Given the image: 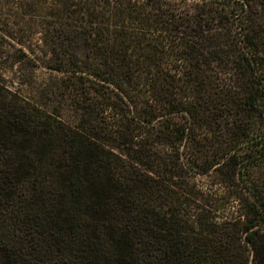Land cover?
<instances>
[{
	"label": "trees",
	"instance_id": "trees-1",
	"mask_svg": "<svg viewBox=\"0 0 264 264\" xmlns=\"http://www.w3.org/2000/svg\"><path fill=\"white\" fill-rule=\"evenodd\" d=\"M4 7L0 264H264V0Z\"/></svg>",
	"mask_w": 264,
	"mask_h": 264
},
{
	"label": "rangeland",
	"instance_id": "rangeland-1",
	"mask_svg": "<svg viewBox=\"0 0 264 264\" xmlns=\"http://www.w3.org/2000/svg\"><path fill=\"white\" fill-rule=\"evenodd\" d=\"M22 1L23 0H15L16 6H18L17 8L20 7ZM6 9L7 8L4 7L0 12V87H5L21 96L28 97L29 94L37 90L43 80L49 77V73L45 69L36 67L33 64L31 66L30 64L15 63V55L19 53V49H26H24V46L20 43L19 34H17L14 39V37H9L6 33L4 24L10 15ZM12 12L18 11H16V9L15 11L11 9V13ZM28 47L32 50V54H35L34 56L41 57L43 52L42 48L44 47L41 36L39 34L34 35L32 41L28 43L27 48ZM199 181V184L205 189L214 186L213 180L200 179ZM239 210V205L230 202L226 205L223 212L220 213V216L224 217L230 214H237Z\"/></svg>",
	"mask_w": 264,
	"mask_h": 264
}]
</instances>
